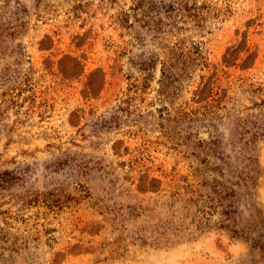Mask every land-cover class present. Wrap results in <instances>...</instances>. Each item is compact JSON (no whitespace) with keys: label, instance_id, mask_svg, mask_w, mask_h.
<instances>
[{"label":"rangeland","instance_id":"rangeland-1","mask_svg":"<svg viewBox=\"0 0 264 264\" xmlns=\"http://www.w3.org/2000/svg\"><path fill=\"white\" fill-rule=\"evenodd\" d=\"M0 264H264V0H0Z\"/></svg>","mask_w":264,"mask_h":264}]
</instances>
